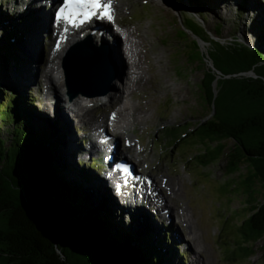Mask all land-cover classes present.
Returning a JSON list of instances; mask_svg holds the SVG:
<instances>
[{
    "label": "rangeland",
    "instance_id": "374dc122",
    "mask_svg": "<svg viewBox=\"0 0 264 264\" xmlns=\"http://www.w3.org/2000/svg\"><path fill=\"white\" fill-rule=\"evenodd\" d=\"M117 1L116 5H119V11L116 12H118L117 16L120 25L124 29L128 27L126 29L127 31L134 30L137 36H141L145 39L146 48L152 50L147 57V64L153 72H151L153 74V79L147 86V88L151 86V91L148 88L147 92L151 94V96L154 95V103H152V106L155 104L153 107L154 112L153 110L151 112L153 118L152 121L147 124L145 130H141L138 126L136 134H130L129 137L131 138V146H133V148L131 151L129 150V152H133V154L129 157L136 163L143 160V163L146 161L145 164L141 163V171L147 169L146 171L148 172L143 173L148 174L151 178L153 177V179H157L159 186H162V179L175 183L181 181L184 184L182 189L185 191V194L181 197L179 196L175 201L171 202L169 200V207H173L171 204L177 203L178 212L182 214L185 205L189 206V210L195 215L194 220L200 234L203 233L201 244L204 246L205 253L199 255L195 252L193 247L191 251L190 248H188L189 245L186 240L188 229H183L185 225L183 226L176 221V217L171 218L174 222H172L173 225L172 227L170 226L169 229L173 228L174 241L176 243L175 248L177 250H174V252L175 255H178L175 259L176 264H204V262L208 263V261L210 264H264V240L253 245L255 253L254 256L249 259L243 257L244 252L240 249L239 245L242 242L240 226L249 216V208L257 204L259 198L264 196L261 186L258 185L259 183L252 181L248 182L246 185H241L238 175L234 176V178L228 177L226 174V157L215 163L211 168H206L199 164L195 158L198 157L203 150L200 148H193L195 142L193 138H189L188 141H184L180 146L173 149L174 143L172 140L174 137H172L171 133L174 131L185 133L188 126L194 129V127H197L201 122H205L210 116L208 110L205 111L202 109L198 95V84L201 81L202 74H193L189 70L190 68L187 69L188 73L186 78L182 77L180 73H177L176 69H178V66H180L179 70L185 69L183 64L186 62V59L182 53L181 55H176L175 52L173 53L172 51L173 49L176 52L182 51L181 49H183V47L179 45V43H176V39L173 40L175 34L173 28L162 23L161 18L163 19V17L158 15L154 7V10H152V7H150L146 0ZM151 1L154 2L156 0ZM157 1H161L163 6L170 7L172 10L171 17L176 18L179 23H183L186 18L191 20L198 27L204 28L210 40L228 41L230 39H237L243 41L252 48H259L264 51V45H257L256 42L251 43V39H249L255 37L258 26L264 23V0ZM15 2V0H0V47L7 42L9 35H15L23 63L16 64L13 61L0 63V82L4 85L3 87L8 96H13L12 94H21L23 96L30 95V97L34 99L37 103L34 104L36 109L35 112H37L34 119V128L38 133L43 132L46 135L45 138L49 140V136L52 138V135L51 133L48 135V132L45 131L47 127L50 129L51 126L50 130L53 134L54 144L56 143L54 160L58 168L63 169V171L69 169L73 172H78L79 169L83 168L81 167L82 164L88 166L93 164L92 159L89 161L90 156L84 154V151L86 152L85 146H87L84 138L86 134L82 131L81 134L76 132V129H79L77 125L78 122L72 121V119L75 118V114L73 113V109H70L72 103H70V99L67 97L66 93V97H63V101H61V112H63L64 115H67L65 111L67 113L71 112L72 119L69 118L71 122L69 126L58 113L51 115L50 112L57 110L58 106L55 105L54 110L53 107L49 106L52 101L45 102L43 100L41 93L45 88L41 82L42 78L41 76L40 78L38 77V79L36 77L38 73H40V70L48 63V50L45 54L43 38L39 47L40 50L42 46V53L37 59L35 53H32L30 49L33 40L30 39L29 42V38L33 36L35 31V26H33L34 22L36 18L37 21L40 19L36 14V11L39 9H37L36 6L34 7L32 3L27 5L28 7L23 8V4H21L22 0L17 2L20 3L18 6L20 8H17L18 4H15ZM123 2L127 5L124 8L121 7ZM243 2L246 3L247 13L245 15V27L243 25V27H241L249 34H246L247 36L241 33L233 35L231 29L233 24L229 21L223 22L226 29L222 31L221 36L217 35L216 26L219 23L218 21L227 20L229 18L236 20V10ZM14 5L15 7H13ZM200 6L208 12L210 20L206 21L202 17L199 9ZM127 7L130 8L129 12L124 10ZM10 16H12V18L9 19L8 17ZM48 19L51 20V16ZM50 20L47 24V28L49 27ZM45 34L46 29L42 32V36L44 37ZM164 41L167 43L169 41L173 49L165 44ZM48 44L49 42L47 45ZM98 46L101 47L102 45ZM210 48L212 50V46ZM205 50H209V48L204 49V51ZM107 51L109 50L107 49ZM157 56L163 61L159 66L155 61ZM120 60L122 70H126V66L129 64H124L122 58ZM209 64H211L210 60ZM111 66L113 67V71L111 72L112 77L116 80L114 83L115 85L94 87L91 89L92 93H99L104 90L109 91L108 95L114 93L116 90L115 86L120 83L119 74L121 68L118 66L112 53ZM160 67L163 71H161V73L156 70L158 68L160 70ZM163 79L167 81L168 85L171 87L168 92L165 90ZM38 84H41L40 89L37 88ZM142 96H139L140 99H142ZM77 99L78 98H75L74 101ZM63 109H65V111ZM112 113L113 109L111 108H100L94 111V117L96 120L102 119L103 117L109 118ZM0 126H4L1 119ZM84 127L85 130L89 128L92 129L90 126ZM4 135L5 131L1 136ZM119 140L123 148H129L125 138ZM227 145L228 148L226 152L233 146V142H228ZM83 154L85 158L87 157V159L84 160L85 163H83L84 161L82 163L79 161V157ZM137 154L138 156L136 157ZM133 156L136 158L134 159ZM78 161L80 163H78ZM246 172L247 169L244 167L242 175ZM95 183V187L93 185L89 187L91 190L93 189L90 196L91 202L94 203L95 206L90 209L94 211L104 207H109L112 210L114 209L117 212L115 216H118L119 221L123 220L126 225L127 222L130 223V228L128 226L124 227L119 225L120 228L127 231L130 229L131 234L133 233L134 235L146 236L154 234L159 235L163 231V225L161 223H165L164 227L168 226L166 221L160 222V220L158 221L157 219L158 217L156 220L149 209H141L143 212L142 214H131V212L121 211V208L116 209L113 200L116 199V197L113 195L112 199V190L109 189L106 191L105 186L101 185L99 182ZM161 191L165 193L164 190ZM116 202L118 206L122 205L118 200ZM259 202H264V197L260 199ZM175 212L177 213V210H175ZM126 214H131L132 216L129 215L128 217ZM158 222L160 224H158ZM114 223L116 222L114 221ZM117 224H120V222ZM133 249H130L128 253H132ZM182 255H184V257Z\"/></svg>",
    "mask_w": 264,
    "mask_h": 264
},
{
    "label": "trees",
    "instance_id": "16d2710c",
    "mask_svg": "<svg viewBox=\"0 0 264 264\" xmlns=\"http://www.w3.org/2000/svg\"><path fill=\"white\" fill-rule=\"evenodd\" d=\"M199 9L202 17L206 21L210 20L208 12L201 6ZM246 13L247 6L243 2L236 10V20L229 18L218 21L216 34L221 36L222 31L226 29L223 22L230 21L233 24L231 28L233 35L241 33L247 36L249 33L242 29L246 22ZM8 18L10 19L12 16ZM191 27L194 26L191 24ZM256 32L254 38H249L251 43L256 42L257 45H264V23L258 26ZM21 56L16 36L9 35L7 42L0 47V63L13 61L16 64H22ZM219 62V59L215 60L216 64ZM3 86L0 82V119L4 125L0 126V166L3 169L0 170V176L12 178V175L17 172L19 175V178H16L18 185H28L27 189L32 190L33 193L37 191L38 187L35 186L40 180L41 197L38 200V207L40 208L39 216L43 222L51 225L60 233H64L67 227L72 226L77 231L78 239L82 243L80 246L83 248V255L88 262L97 261L99 264H176L175 259L178 255H175L176 248L170 236L161 237L156 234L141 236L133 233L132 235L130 229L127 231L119 227L120 225L130 228V223L127 222L126 225L123 220L119 221L118 216H115L117 212L114 209L109 207L99 208L96 211L90 209L95 206L91 202L90 196L93 189L91 190L89 187L96 186L95 182H98L96 176L82 165L83 168L78 172L59 169L54 160L56 143L54 144L51 126L50 129L47 127L45 131L48 132V135L50 133L52 135V138L49 136V140L45 138L46 135L43 132L38 133L34 128V119L37 113L34 107L35 101L30 95H28L29 98L21 94L8 96ZM234 101L238 104L240 98L235 97ZM188 128L185 133L178 131L171 133L174 137L173 140L171 138L174 143L173 149L184 141H188L189 138H193L195 141L193 148L203 150L195 159L206 168H211L220 161L225 150L220 142L229 137L235 138L242 150L248 152L253 150L252 155L264 158V139L257 135L250 123L237 112L222 113L216 120L200 126L195 132H191ZM4 131L5 135L1 136ZM216 144L218 146L212 149ZM237 152L230 154L226 167L228 177L240 172L244 157L238 155ZM26 166L31 169V178L28 181L22 177ZM261 167L264 172V166L261 165ZM41 168H44L43 174L40 172ZM249 182L251 181L249 180ZM247 183L248 181H244L242 185ZM2 197L0 194V199ZM114 202L116 205V201ZM119 222L120 224H117ZM9 230L0 220V264H10L19 253ZM240 233L242 242L239 245L244 252L243 257L245 259L252 258L255 253L253 245L264 240V205L251 207V214L240 226ZM130 249H133L132 253H128Z\"/></svg>",
    "mask_w": 264,
    "mask_h": 264
},
{
    "label": "water",
    "instance_id": "95a60500",
    "mask_svg": "<svg viewBox=\"0 0 264 264\" xmlns=\"http://www.w3.org/2000/svg\"><path fill=\"white\" fill-rule=\"evenodd\" d=\"M146 1L152 10L155 9L158 15L163 17L162 23L173 28L175 33L173 40L176 39V43L183 47L182 51L176 52L169 41L168 43L164 41L173 49V53L176 55L182 53L186 59L187 63L183 64L185 69L179 70L178 66L177 73L186 78L187 69L190 68L191 73L202 74L198 84V95L202 109L208 110L210 116L194 129L191 126H188V129L195 132L200 126L216 120L222 113L237 112L250 123L253 131L264 139V51L252 48L237 39L210 40L204 28L198 27L191 20L185 18L183 24L172 18L170 7L159 6L156 1L155 3L151 0ZM206 48L209 50L204 51ZM216 59L220 60L218 64L215 63ZM63 68L72 100L80 95L105 96L109 94L108 90L92 93L91 89L113 86L115 83L114 78L107 73L108 68H112L110 56L104 48L95 45L92 39L74 48L65 60ZM235 97L240 98L238 104L234 101ZM231 141L233 146L226 152L227 144ZM220 144L225 147L220 160L226 157L227 164L230 154H234L235 151L244 157L240 172L234 175L239 176V183L242 185L244 181L249 180L257 182L264 193V172L261 169V165L264 166V158L252 155L253 150L250 152L242 150L238 141L232 137L224 139ZM217 146L218 144L212 149ZM244 167L247 172L242 175ZM0 170H3L2 167ZM23 172L22 177L28 181L31 178L30 167L26 166ZM40 172L43 174L44 168H41ZM16 178H19L17 172L12 178L0 176V194L3 196L0 199V220L10 229L14 244L19 250L15 260L10 264H99L97 261H87L77 231L72 226L67 227L64 233H60L40 218L38 207V200L41 197L40 180L35 186L38 187L37 191L33 193L27 189L28 185H18ZM259 200L253 206H263L264 202L261 203Z\"/></svg>",
    "mask_w": 264,
    "mask_h": 264
},
{
    "label": "bare ground",
    "instance_id": "6f19581e",
    "mask_svg": "<svg viewBox=\"0 0 264 264\" xmlns=\"http://www.w3.org/2000/svg\"><path fill=\"white\" fill-rule=\"evenodd\" d=\"M15 1H16L15 4H18L17 8H20L18 7L20 3H17L19 0H15ZM30 3H32L34 7L36 6V8L39 9L36 11V14L38 15L37 17H40V19L39 21H37V18H36L34 25H33L35 26L34 34L33 36L29 38V42H30V39L33 40L31 48H30L31 52L32 53L34 52L38 59V57H40L42 53L41 52L42 46H41V49L39 50L41 40L44 38V44L46 47L44 49H47V46H48L47 40L48 38L50 39L51 32L53 31L54 23L53 21L51 22V20L48 18L50 17L49 13L54 3L52 0H22L21 2V4H23V8L28 7L27 5H29ZM156 3L158 5H163L161 1L158 2L156 0ZM126 6L127 5L125 2H123V4L121 5L122 8ZM13 7H15V5ZM124 10L129 12L130 8L127 7ZM114 11L115 13H113V15L115 14V24L116 25L114 27L109 26V30L111 31V33L107 32L108 26H103L102 29L99 28L98 32L97 33L95 32V35H94V33H92L94 28L88 27L83 31H79L75 33L73 36H71L69 40H67L66 43H61L60 47L58 48L56 47L55 44L52 43V50H51V53H49V59L47 60L48 63L44 66L42 70H40V73H38V75L36 76L37 79L38 77L40 78L41 76L42 78L41 82L43 83L42 85L45 88L43 92L41 93L43 96V100L45 102L52 101L53 104L51 103L49 104V106L53 107L54 110H55V105L58 106L57 110L50 112L51 115L52 114L55 115V113H58L60 117H62V119L65 122H67V125L69 126V123H71L69 121V118L72 119L71 112L67 113L65 109L63 110L65 111L67 115H64V113L61 112V105H62L61 101H63L62 100L63 97H66L65 93L67 92L66 87L68 85L67 80L65 81V76L63 74L64 70H61V68L63 67V63H62L63 60L64 59L66 60L69 56V54L67 53V51H69V48L74 47L80 42L84 41L82 33L87 32V35L90 37H93L97 44L102 45L104 47H109L111 49V53L114 54V58L116 59L118 66L121 68L119 76H121V70H122L120 59L122 58V62H124V64L128 63V60H129L127 72L126 70H122V75H124V78L122 77L121 82L118 83L119 85L115 86L116 90L114 91V93H112L111 95L107 94L105 96H99V97H87V96L80 95L79 97H77L78 98L77 100L75 101L70 100V103H72V105L70 106V109L71 110L73 109L74 111L73 113L75 114V118L72 119V121L78 122L77 124L78 127L79 128L81 127L82 130L84 131V134H86V137H84L85 139L87 138V135H88V144L87 146H85L86 152L84 151V154L89 155L90 157L93 155V153L100 152L101 146H104L103 144H100L99 142H97L98 141L96 140L97 132L102 135L100 136L102 137L100 138V140L105 139L103 137L110 135L116 142L119 141V139L121 138L122 139L125 138L126 142L132 144L131 138L129 137L130 134L133 133L135 135L138 126L140 127L141 130H145L147 124L151 122L153 118V115L151 114V112L155 105L154 104L152 106V103H154L153 102L154 95L151 96V94L147 92L149 88V87L147 88V86L153 79V74H152L153 72L151 71L149 65L147 64V57L150 55L152 50H148L146 48L145 39L142 38L141 36H137L134 33L135 32L134 30L127 31L126 29L128 27L124 29L120 25V23L118 22V17H117L118 12H116V11H119V5L115 6ZM49 20L51 24L47 28V24ZM105 20L110 24L111 21H109L106 18ZM45 29L47 33L43 37L42 32H44ZM44 52L46 54L47 50ZM116 52L118 56L115 54ZM155 61L158 66L162 64L161 62H163L158 56ZM156 70H158L161 73L162 68L160 67V70L159 68ZM111 72H112V68H108L107 73L110 77H112ZM126 77H127V82H125ZM163 83L165 85V90L167 92L170 91L171 87L168 85L167 81L163 79ZM40 85L38 84V87H37L38 89H40ZM139 96H142V99H140ZM100 108L113 109V113L111 115L114 116V124L110 123L108 118L103 117L102 119H99V120L95 119L94 111ZM81 123L86 127L88 126L92 127V129L89 128L88 130H85V127ZM104 128H106L105 130L106 132H104ZM89 136H90V139H89ZM112 146L113 148L105 147L106 148L105 152L109 158L112 157L114 160L117 157V153L120 152L119 151L120 148L117 147L115 144H113ZM137 146H138V143H137ZM132 148L133 146L129 147L127 150L131 151ZM137 156L138 154L136 155V157ZM112 158L110 159L111 166H113ZM143 161L139 163H143ZM145 163L146 161L143 164ZM145 172L147 173L148 171H145ZM147 177L150 178L148 179V182H150L151 186L150 187L148 186L149 188L147 189L145 188L148 191L146 193V196L151 197L152 200H154V202L145 200L143 203L144 204L143 207L145 209H149L150 212L153 213L154 215L153 217H155V219L158 217L157 218L158 221L159 220L160 222L166 221L168 225H170L171 227L173 225L172 222H174L173 219L171 218L176 217L175 218L176 221H178L183 226L185 225V228L183 229H188V235L186 234L187 236L186 240L188 242V245H189L188 248H190V251H191V248L193 247L196 253H198L199 255H203L205 253V250L203 248L204 246H202L203 244H201L203 233L200 234L198 230L197 224L194 220L195 219L194 213L189 210V206L187 205H185V207L183 208L182 214H179L178 212L179 210L177 207V203L171 204L173 207H169V200L171 202L175 201L176 199H178L179 196L181 197L185 194V191L182 189V186L184 184L181 181L179 183H175L173 181L162 179L161 181L162 186H159V182H157L158 181L157 179L155 178L153 179V177L151 178V176H149L148 174H147ZM98 178L101 179L99 176ZM99 183L105 186L106 191H108L109 189L111 190V188L108 187V183L104 179L103 181L101 179ZM147 185L149 184L147 183ZM124 189H125V194H127L128 193L127 188H124ZM161 190H164L165 193H163ZM113 195L114 194L112 192V197ZM120 196H122V192L119 194L118 197L120 198ZM119 198L116 197L117 200ZM118 202L121 204L123 203V201L122 202L118 201ZM145 209H142V210H145ZM122 210L136 214L133 210L129 209L128 207H122L121 211ZM175 210H177V213L179 215L175 212ZM158 224L160 223L158 222ZM161 224L163 226L165 225V223H161ZM204 264H210V262L209 261L208 263L204 262Z\"/></svg>",
    "mask_w": 264,
    "mask_h": 264
},
{
    "label": "snow or ice",
    "instance_id": "6c2138e0",
    "mask_svg": "<svg viewBox=\"0 0 264 264\" xmlns=\"http://www.w3.org/2000/svg\"><path fill=\"white\" fill-rule=\"evenodd\" d=\"M68 4L71 5H77V6H82L84 9H91L92 11H85L83 15L85 17H90L92 13L95 12H101L102 10L105 9V4L102 3V0H68ZM107 11L103 12V17L106 18L109 21H113V16L111 14V0H108L107 4ZM63 11H61V17L63 18Z\"/></svg>",
    "mask_w": 264,
    "mask_h": 264
}]
</instances>
